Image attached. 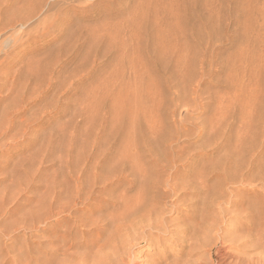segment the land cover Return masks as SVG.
Wrapping results in <instances>:
<instances>
[{"label": "rangeland", "instance_id": "374dc122", "mask_svg": "<svg viewBox=\"0 0 264 264\" xmlns=\"http://www.w3.org/2000/svg\"><path fill=\"white\" fill-rule=\"evenodd\" d=\"M0 27V264H43V193L112 159L198 187L160 197L140 263H230L264 232V0H0Z\"/></svg>", "mask_w": 264, "mask_h": 264}, {"label": "bare ground", "instance_id": "6f19581e", "mask_svg": "<svg viewBox=\"0 0 264 264\" xmlns=\"http://www.w3.org/2000/svg\"><path fill=\"white\" fill-rule=\"evenodd\" d=\"M23 20H25V18L19 19V22L21 21L22 23ZM7 23L10 24L11 22L8 21ZM116 158L119 159V157ZM138 160L140 159L138 158ZM146 160L149 159L147 158ZM111 161L114 160L113 159L110 160V163L108 162L109 165H107V167L106 165L104 166V164L106 163H104L101 167H99V169L101 168L100 172L95 173L94 176L92 175L91 179H89V176L85 177V175H77L76 178L74 177L76 182H74L75 183L74 186L72 185V187L74 188V189L72 188L74 191V192L72 191V193L71 192L69 193V191L66 192V190L64 189L56 190L55 188H54L55 190L53 189V191L46 190L43 193L42 205H40V207H42V209H40L42 210L41 211L42 216L40 221L44 224V226H42L43 229L41 231L43 235L42 236L43 241L41 242V245L44 248V250L42 251L43 253H45L44 259L42 260L43 264H50V263L52 264H143L139 262L138 256H135V254L134 256L132 255L134 252L133 251L134 246L145 242L148 243L150 246L158 245L161 247V244L158 243L159 240L157 242L155 241L156 240L155 237L162 236L163 234H161V232H163V230L167 228L169 224V219L165 214L167 211V208H165V204H164L165 199L164 201H162L163 204L161 202V199L173 197L174 195H177L179 193L181 194V192L184 191L183 189H187L190 187H194L193 189L198 188L196 186L197 184H194L193 186L192 183H189L185 181V179L180 178L181 183L176 182L173 184L171 182V184L168 185L170 186V189H167L168 190L167 193H165L164 191L163 193H158L156 192V190L157 189L159 190L161 187L159 186L160 188L159 187L157 188L156 183L157 185L158 182L161 184L160 182L161 179H156L151 174L145 171L144 174H142L143 172H141V169L139 167H137L138 170H136L139 172V173L137 172L138 174L135 173L131 174V173H127L126 171L125 172L121 171L119 173L120 167L121 165L123 166V163L121 162L119 163L117 161L120 164L119 165L117 163V166L119 165V167L112 168V165L113 164L116 165V163H113ZM114 162H116V160ZM100 163L98 165H100ZM136 165H134V169ZM236 165H238V163H236ZM157 167L159 166H156V168ZM164 168L166 167L165 166L163 167L162 173L165 172ZM168 168L170 167L167 166L166 169ZM117 169H119V171H117ZM129 170H132V168H130ZM136 171L133 170V172ZM162 173L161 176H163ZM154 174L156 175L157 172ZM168 174H166L167 177L169 176ZM161 176L159 175L158 177ZM175 177L176 176H174V178ZM150 178L151 181L149 182L148 179ZM163 179H166V177ZM167 180H171V179L168 178ZM169 182L167 183L169 184ZM201 182L203 184V181ZM162 187L164 188L165 186ZM68 193L72 195H67ZM179 195H177V197ZM215 198L217 197L215 196L214 199ZM210 200H211L210 202H212L213 198ZM250 209L251 210H249V212H246V214L253 212L252 208ZM66 215H68V217ZM199 232H202V230ZM205 235L203 234V236ZM237 236L238 235H235V237L232 238L231 240L232 241L240 240L239 238H237ZM207 238L209 237H206L205 240ZM227 248L229 247L227 246ZM238 248L241 249V251L243 252L241 253L239 252L237 254H234L236 252L230 254L226 252L227 253L226 256L228 255V257L231 258L230 260L231 262L230 263L227 262V263L264 264V232L261 233L260 236L253 238H246L245 240L242 241V243ZM222 252L221 254L220 253L219 254L222 255ZM156 254L158 255L152 257L151 259L152 262L149 264H159L161 262L159 258L162 255H160V253H156ZM59 256L63 257V259L62 257H60L62 261L59 258ZM51 257L53 260L52 262L50 261ZM184 259L185 258H183V260Z\"/></svg>", "mask_w": 264, "mask_h": 264}]
</instances>
